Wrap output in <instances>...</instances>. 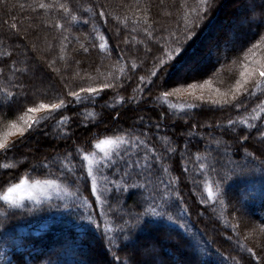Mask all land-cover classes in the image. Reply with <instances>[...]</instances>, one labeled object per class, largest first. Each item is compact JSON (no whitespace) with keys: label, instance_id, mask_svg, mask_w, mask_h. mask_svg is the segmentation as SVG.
<instances>
[{"label":"trees","instance_id":"obj_1","mask_svg":"<svg viewBox=\"0 0 264 264\" xmlns=\"http://www.w3.org/2000/svg\"><path fill=\"white\" fill-rule=\"evenodd\" d=\"M41 2L64 3L78 18L72 20L55 7L37 8L36 4ZM100 2L95 0L96 5ZM90 3L93 0H0V69L4 70L0 73V87L5 82L27 85L26 77L30 78L33 71L37 78L43 77L57 88L67 85L65 90L94 87L102 82L117 85L95 95L88 94L92 98L84 103L68 98L70 102L62 114L71 118L70 129L74 133L71 139L45 136L41 132L22 143L15 153L9 152L7 158L0 154V166L15 165L7 170L0 167V193L22 179L52 180L78 197L23 208L0 200V264H121L135 255L131 241L137 238L141 250L154 245L159 254L157 259L164 264H258L247 249L264 255V232L259 231L264 227V138L239 123L233 132L226 121L238 122L240 117L259 113L264 105H257L264 96L259 100L252 98L243 111L221 109L207 101H195L198 105L195 109L178 110L170 107L167 100L154 99L178 86L171 83L176 77L170 68L164 75L170 81L167 86H149L151 91L146 89L142 103L118 102L119 96L141 95L137 90L138 77L148 75L151 55L158 54L157 48H162L169 39V31L183 39L184 17L190 20L195 17L193 10L199 0H140L139 5L136 0H104L110 12L122 19L127 16L129 23L125 27L109 17V22L103 24L102 18H97L95 32L86 14ZM145 4L150 5L149 22L155 28L154 36L163 37L159 45L155 40L146 41L147 47L153 49L147 56L145 44L136 41L145 40L141 28L148 25L141 19L137 32L131 31L135 26L132 14L137 7L143 12ZM242 7V0H215V7L204 20L197 21L194 36L185 41V59H196L204 73L196 77V82L211 79L212 89L225 90L238 77L240 68L232 61L238 55L242 58V54L236 49L228 50L230 45L225 41L235 39L234 18ZM58 20L63 29L53 27ZM100 35L108 41L107 49L99 48L104 42ZM129 35L134 40L126 45L123 39ZM218 50L226 52L227 59L221 55L217 62ZM121 52L125 53L123 58ZM133 59L138 64L135 70L130 68ZM53 60L55 63L50 64ZM26 65L32 71L23 72ZM128 76L132 79H127ZM169 98L173 103L178 101L173 96ZM161 112L167 114L166 119ZM18 114L0 109V123ZM140 116L143 121L138 119ZM156 123L160 124L158 129ZM127 130L146 139L147 144L139 149L133 146L130 153L119 151L113 157L112 162L117 163L106 169L99 204L74 148L79 144L92 151L98 139ZM46 131L53 133L55 129L49 127ZM37 137H49L52 144L35 148ZM89 140L91 145L87 146L85 141ZM148 145L156 152H149L147 163L126 176L124 160L141 159ZM65 151L73 153L69 163H75L79 183L61 176L59 167L33 164L57 155L63 158ZM20 154L27 155L28 161L18 163ZM156 156L160 159H155ZM201 164L204 168H200ZM208 188L214 196L208 195ZM149 208L154 212L148 211ZM253 229L257 230L255 234H251ZM117 256L120 260L114 259Z\"/></svg>","mask_w":264,"mask_h":264},{"label":"snow or ice","instance_id":"obj_2","mask_svg":"<svg viewBox=\"0 0 264 264\" xmlns=\"http://www.w3.org/2000/svg\"><path fill=\"white\" fill-rule=\"evenodd\" d=\"M137 5L140 4V0H136ZM242 11L234 18L235 23L233 24V33L235 39L231 41H225L226 45H230L228 50L236 49L242 54L237 56L236 59L232 61L233 65L238 63L240 68L239 75L234 79V83L230 85L229 88L221 90L220 88H215L214 90L205 91L207 86L212 84L211 79H205L203 83L196 82V77L204 75L203 71L200 69L196 59H185L186 56V46L185 41L191 39L197 28V21H203L208 13L215 7V0H199L197 8L193 11L196 15L193 19H188V16L184 17V30L182 33L183 39H180L179 35H176L172 31L168 32L169 39L164 41V46L162 48H157V55H151L153 49L147 47V40H155L156 44L159 45L163 37H155V28L149 22V4H145L144 11L141 12L140 7H137L136 11L132 14L135 21V26L132 27V32H137V26L141 24V19L147 24V27H142L141 31L145 36V40L136 41L138 44H145V54L151 55L152 66L149 69L148 75H140L138 77L139 83L137 84V90L140 92V96L137 97L133 94L130 97L119 96L118 102L123 103L126 100L130 103H142L145 99V91L151 89L149 86L156 85L158 88L166 87L170 82L164 79V75L168 74V70L171 68L174 70L173 75L176 79L171 81V83L178 84L177 87L171 88L169 91H164L160 93L155 100L166 101L173 94H187L193 98V101L199 102H210L212 105H219L221 109L229 108L232 110L243 111L247 106L248 102L252 98L260 99L264 96V0H242ZM37 8H57L63 10L64 13L69 15L72 20H76L77 15L71 10L70 7L66 6L64 3L59 4H45L43 2L36 4ZM86 14H88V22L93 24L92 31L95 32L97 18H102V23L107 24L109 22V17L114 20L119 21L125 27L128 26V18L125 16L123 19L120 15H114L108 10V5L101 0L99 5L93 3L88 4ZM191 13H189L190 15ZM47 23V21H45ZM13 28L16 27L15 24L12 25ZM53 27L63 29L64 25L61 21H56ZM151 29V30H150ZM179 31V30H177ZM117 36L120 35L119 29H117ZM66 39V38H64ZM78 39V37H77ZM100 39L104 41L99 44L100 49L108 48V41L103 35H100ZM134 40L131 35L125 36L123 39L124 44H129ZM254 41V42H253ZM245 45H248L245 47ZM95 47V45H93ZM88 49L85 48L86 52ZM10 55V54H9ZM223 55L224 59H227V53H220L217 51V62H219L220 56ZM121 58L125 56L124 52L120 53ZM145 61H140L143 64ZM50 64H54L55 60L50 61ZM79 63V61H77ZM138 64L135 59L130 61V68L137 69ZM224 65H221L223 68ZM13 68H15V62H13ZM3 69H0V73H3ZM23 72L28 73L32 70L26 65ZM55 71H59L56 69ZM13 78H15V73H13ZM29 79V83L26 85L20 83L19 85H11L5 82V85L0 87V109L6 108L9 112L15 114L16 118L7 119L3 123H0V154H3L7 158L9 152L15 153L17 148L29 140L31 137L37 133H44L45 136L51 134L58 139H71L74 133L71 132V118L66 117L62 114L64 110L67 109L69 104V97L73 98V102L84 103L89 101L92 97L88 94L95 95L98 91L102 89H110L117 87L115 83H98L96 86L81 87L78 90L72 91L67 89V85L64 88H57L50 81L45 82L43 77L37 78L35 72H32V76ZM155 78V79H153ZM127 79L131 80L132 77L128 76ZM159 80L160 83L157 84L156 81ZM192 80L193 82H187ZM181 81H184L181 83ZM16 87V91H11L10 88ZM260 105H264V100H260ZM197 103L193 102L190 104H180L172 105L170 107L177 108H197ZM255 111V109H253ZM7 116L8 113H4ZM117 117L119 113L116 114ZM162 118L167 117L164 112L160 113ZM59 117V119H56ZM139 120L143 121L144 117H138ZM253 119L257 120V125H253L248 119L243 117L239 118V121H234L229 119L226 121V125L236 132L237 123L246 126L245 130H254L260 137L264 138V123H259V121L264 120V107H260V112L256 113ZM217 126H220V122L217 121ZM49 127H54L55 131L53 133H48L46 130ZM158 129L160 127L159 123L155 124ZM143 135V133H142ZM240 139L247 140L248 137L240 136ZM163 139H167L166 137ZM87 146L91 145V141H85ZM147 144V140H142L140 136H133L132 130H127L122 134L117 135H106L103 139H98L95 142V147L100 149H105L103 156L97 158V154L94 152L86 151L84 147L77 144L74 148L75 155L80 158L81 168L84 167V162H86L87 171L85 173L86 178L91 177V184L93 190L96 189L97 179L93 173V166L111 165L116 166L117 162L110 161L109 152L107 149L114 148L118 151H127L130 153L131 148L134 146L139 149L140 145ZM121 146H127V148H122ZM171 151V149H169ZM149 152H156V149L148 145V148L144 152V156L137 159H125L124 160V174L126 176H131L132 172L137 169L140 164H146ZM73 153L65 151L63 153V158L57 155L52 159H41L33 161V164L40 167H59L60 175L65 176L72 180L73 183H79L80 177L76 175L75 163H69L72 160ZM155 159L159 160L160 156H156ZM28 161V156L25 154H20L18 163L23 164ZM15 165H10L9 163L3 164V169L7 170ZM200 168H204L201 164ZM54 187L57 193L64 192L68 195L76 197V193H69L67 188L61 189V187L55 181H37L35 184H29L26 179H22L19 183L10 184L5 191L0 193V200L6 202L8 205L13 207L23 208L24 205L22 200L27 197L33 200H39L41 195L47 196L51 194V188ZM167 192V187L165 188ZM179 195V193H177ZM208 195L214 196L211 188H208ZM150 197L155 202V196L150 193ZM67 206V205H65ZM148 211L154 212L153 209L149 208ZM171 219V217H169ZM139 220V216H137ZM257 230L253 229L251 234H255ZM259 231L264 232V227ZM134 248H136L135 255L130 257L128 260H124L121 264H164L163 261H159L157 256L159 255L156 251L155 246L151 248H143L141 250L139 238L131 241ZM113 241L109 240V245H112ZM127 247V245H125ZM247 251L255 257L258 264H264V255H257L256 251L252 248H248ZM115 260H120V257H114ZM235 264V262H234Z\"/></svg>","mask_w":264,"mask_h":264},{"label":"rangeland","instance_id":"obj_3","mask_svg":"<svg viewBox=\"0 0 264 264\" xmlns=\"http://www.w3.org/2000/svg\"><path fill=\"white\" fill-rule=\"evenodd\" d=\"M203 83V82H202ZM206 92L207 91H210V90H214L211 88V85L207 86V88L204 89ZM173 96L174 99H178L177 102H171L172 100L170 98L167 99V102L172 106V105H180V104H190V103H193L195 101H193V98L187 94H173L171 95ZM175 109H178V110H184V109H187V108H184V109H181V108H177V107H174ZM256 114L254 115H251V116H248L247 118L245 119H248L250 123H252L253 125H255L257 123V120L256 119H253V117L255 116ZM103 139V138H102ZM37 141L35 142V144L33 145V147H46V145H49V144H52V142H50V138H46V137H37L36 139ZM41 142L43 145H41ZM122 147V146H121ZM108 152H109V158H110V161H112L113 157L116 156L117 152H119L117 149H114V148H109L107 149ZM104 151L105 149H98V148H94V150L90 151V152H94L97 154V158H99L100 156H103L104 154ZM75 158V157H74ZM77 159V158H75ZM85 163V170L87 171V167H86V162ZM98 166L94 165L93 166V173L94 175L96 176V179H97V185H96V189L93 190L92 188V184H91V190L93 192V194L97 197V200L99 202V204H101L102 202V198H101V195H100V192H103V189L104 188H101V183L103 182V180L105 179V177L107 176L106 175V169L108 168V165H104V166H99V170H97ZM90 181H91V177H89ZM29 184H35V182L37 181H30V180H27ZM44 181H52V180H44ZM43 182V181H41ZM60 187L61 189L65 188V186L61 185L59 182L55 181ZM19 183V182H18ZM69 193H71L70 191H68ZM64 198H71L70 195H68V193H64V192H60V193H57L55 188L52 187L51 188V194L50 195H47V196H44V195H41L40 199L37 201V200H33V199H29L27 197H25L23 200H22V203L24 206L26 205H38L41 207V205L43 203H48L50 201V203H54L55 201H62V200H65ZM69 200V199H68ZM67 200H65L66 202ZM247 235V234H246ZM247 237H250L247 235ZM255 244L253 243V246ZM104 264V263H103Z\"/></svg>","mask_w":264,"mask_h":264}]
</instances>
